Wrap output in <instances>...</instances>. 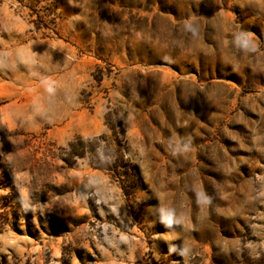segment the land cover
<instances>
[{
  "label": "rangeland",
  "instance_id": "rangeland-1",
  "mask_svg": "<svg viewBox=\"0 0 264 264\" xmlns=\"http://www.w3.org/2000/svg\"><path fill=\"white\" fill-rule=\"evenodd\" d=\"M0 264H264V0H0Z\"/></svg>",
  "mask_w": 264,
  "mask_h": 264
},
{
  "label": "trees",
  "instance_id": "trees-1",
  "mask_svg": "<svg viewBox=\"0 0 264 264\" xmlns=\"http://www.w3.org/2000/svg\"><path fill=\"white\" fill-rule=\"evenodd\" d=\"M110 128H111L112 132L114 133L115 132V127H110ZM116 134H117V131H116Z\"/></svg>",
  "mask_w": 264,
  "mask_h": 264
}]
</instances>
